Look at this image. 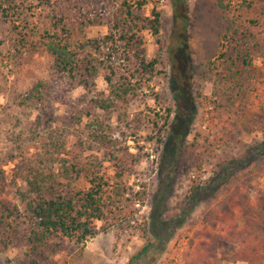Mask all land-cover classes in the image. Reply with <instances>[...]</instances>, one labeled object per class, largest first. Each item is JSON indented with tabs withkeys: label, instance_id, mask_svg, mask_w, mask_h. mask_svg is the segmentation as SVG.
<instances>
[{
	"label": "trees",
	"instance_id": "1",
	"mask_svg": "<svg viewBox=\"0 0 264 264\" xmlns=\"http://www.w3.org/2000/svg\"><path fill=\"white\" fill-rule=\"evenodd\" d=\"M58 3L0 0L2 61L19 66L45 51L52 57V74L62 82L61 91L52 94V79L38 80L10 99L24 121L15 120L20 155L9 182L13 202L0 200V245L21 244L15 264H48L55 254L81 248L114 222L133 221L135 200L142 201L147 192L144 188L140 195L133 193L125 171L140 161L139 155L129 153L126 146L116 147L118 139L108 123L113 120L128 128V123L140 120L129 118L127 106L156 74L157 61L146 58L143 35L149 33L160 42L161 13L156 2L119 1L104 19L106 33L93 38L84 30L101 21L104 9L95 12L71 1ZM260 4L264 0H220L229 23L220 35L218 51L203 65L201 78L211 83L209 94L202 93L200 86L193 89L190 80L180 81L167 105L146 114L144 123H152L155 144L170 136L177 155L187 148L194 152L185 203L178 214L168 220L150 214L144 227L158 243L171 238L201 196L218 192L244 164L256 165L264 157V12L256 11ZM100 76L105 91L97 87ZM78 87L83 92L68 99L67 94ZM154 100L159 96L155 94ZM56 103L64 105L62 112ZM194 106L202 109L207 135L197 131L188 143L193 123L185 116ZM239 132L257 134L259 140L244 144L237 139ZM105 146L111 154V173L104 171V160L94 153ZM234 198L217 212L206 231L195 232L186 264H218L213 255L218 234L237 243L247 264H264V203L254 199L247 206ZM245 210L260 215L255 228H239L237 217ZM97 222L102 225L97 227ZM161 229L169 230L165 238L157 233ZM150 246L153 243L148 241L127 264Z\"/></svg>",
	"mask_w": 264,
	"mask_h": 264
},
{
	"label": "rangeland",
	"instance_id": "2",
	"mask_svg": "<svg viewBox=\"0 0 264 264\" xmlns=\"http://www.w3.org/2000/svg\"><path fill=\"white\" fill-rule=\"evenodd\" d=\"M57 1L59 3L71 1L72 4L76 3L77 7L82 5L84 9L90 8L95 12L104 9L105 16L101 21L84 30L87 37L93 38L106 33L105 20L108 14L118 7L121 0ZM151 1L156 2L161 13L160 42H154L149 33L145 32L143 35L146 39L144 45L146 58L157 61L156 74L127 106L129 118L140 120L128 123V128L124 127L123 123L113 120L108 123L112 127L110 133L118 139L116 147L121 149L126 146L129 153H138L140 161L132 166L131 171H125L126 179L133 185V193L138 192L140 195L142 189L146 188V196L142 201L135 200L131 213L133 221L114 222L106 231H98L81 248L66 249L55 254L48 264H127L148 241L153 243V246L149 247L147 253L134 259L132 264H186V253L190 243L196 239L195 232L206 231L207 227L214 223L217 212L226 206L231 198L235 196L233 200L235 203L247 206L254 199L258 203H264V157H260L256 165L247 163L239 171L234 172L218 192L201 196L168 241L158 243L144 228L150 214L161 215L166 220L178 214L179 208L185 203L194 155L189 148L180 156L177 155L179 152L174 146L175 140L170 136L165 137L163 144H155L153 138L155 132L150 133L152 123H144L146 114H149L151 109L157 111L158 105H167L171 100L172 90L178 87L180 81L183 83L190 80L193 89L200 86L202 93L209 94L211 83L201 78L203 65L218 51L222 44L220 35L229 23L220 0ZM150 8L151 4H148L145 12L147 13ZM256 11L264 12V5H258ZM1 56L0 54V200L13 202V189L9 182L14 160L20 155L17 150L18 144L15 142L18 137L15 120L24 121V114L13 106L11 96L30 89L38 80L50 79H52L50 89L53 91L50 93L53 94L61 91L62 82L52 74V57L45 51L33 54L19 66L2 61ZM97 87L104 91L106 89V83L101 76L97 78ZM82 92L83 90L78 87L68 93L67 97L74 99ZM155 94L159 96L157 101L154 100ZM56 105L58 112L64 110V105L58 103ZM162 113L164 114V111ZM201 113L202 109L194 106L185 116V119L189 118L190 123H193L192 132L186 137L188 143L192 141L193 134L196 135L197 131L200 135H207V129L201 121ZM121 132L125 134L121 135ZM150 136L152 137L149 140ZM236 136L242 143L249 145L259 140V135L253 133L239 132ZM244 147L245 145L241 149ZM21 149L23 151L24 146ZM108 149L109 147L105 146L100 152L94 153L104 160L102 162L104 171L111 173L112 161ZM113 153L120 155L121 152ZM163 201L167 204L165 211L164 204L161 205ZM244 212L241 217H237L239 228L242 226L255 228L260 215L249 210ZM96 225L100 227L102 223L97 222ZM167 232L169 230L157 231L163 238ZM214 241L216 250L213 255L218 264H247L237 243L219 234ZM21 252V244L15 241L7 246L0 245V264H15V259Z\"/></svg>",
	"mask_w": 264,
	"mask_h": 264
}]
</instances>
